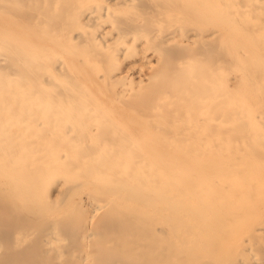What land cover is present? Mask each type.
<instances>
[{
  "label": "bare ground",
  "instance_id": "bare-ground-1",
  "mask_svg": "<svg viewBox=\"0 0 264 264\" xmlns=\"http://www.w3.org/2000/svg\"><path fill=\"white\" fill-rule=\"evenodd\" d=\"M239 59L264 0H0V264H264V140L195 151Z\"/></svg>",
  "mask_w": 264,
  "mask_h": 264
},
{
  "label": "rangeland",
  "instance_id": "rangeland-1",
  "mask_svg": "<svg viewBox=\"0 0 264 264\" xmlns=\"http://www.w3.org/2000/svg\"><path fill=\"white\" fill-rule=\"evenodd\" d=\"M239 53L242 55L244 51H240ZM247 63L248 61L242 62V60L239 59V61L236 62V65L234 67H230L228 66L229 64L226 62L224 64L225 66L221 69L219 73L220 78L225 79L226 81H231V83L236 84V117L234 120H240L242 123H236L234 127H236L237 129L232 131L227 130L232 125L231 123H223V129L220 138L218 140L213 141L214 143H212V145H203L200 142H196L199 145L196 146L195 151L206 152L212 149L224 152V150H236V147L233 146L231 143L234 144L236 142L245 140V143L248 145L251 143V141L253 142L255 139L264 140V124L262 125L263 128L257 131L253 130V127L250 123L248 124V122H251L253 120L254 115H264V102L261 101L260 103H258L259 105H256V107H254L256 103L252 99L253 92L250 91L251 83L247 81L248 73L250 71V66H248ZM259 94L264 95V91L262 90L261 92H259ZM224 97L226 98V96ZM227 118L229 117H223V119ZM186 125L188 126L189 124L183 123L180 125V127L185 129L187 127L183 126ZM253 134H255L256 137H253ZM241 147L243 148V146ZM241 147L239 149H242ZM244 148H246V146ZM198 157H200V155Z\"/></svg>",
  "mask_w": 264,
  "mask_h": 264
}]
</instances>
